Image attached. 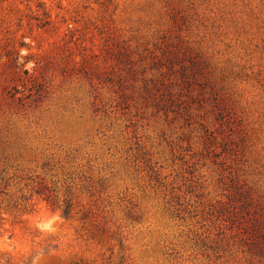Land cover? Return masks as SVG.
<instances>
[{
    "label": "rangeland",
    "instance_id": "obj_1",
    "mask_svg": "<svg viewBox=\"0 0 264 264\" xmlns=\"http://www.w3.org/2000/svg\"><path fill=\"white\" fill-rule=\"evenodd\" d=\"M0 264H264V0H0Z\"/></svg>",
    "mask_w": 264,
    "mask_h": 264
},
{
    "label": "trees",
    "instance_id": "obj_2",
    "mask_svg": "<svg viewBox=\"0 0 264 264\" xmlns=\"http://www.w3.org/2000/svg\"><path fill=\"white\" fill-rule=\"evenodd\" d=\"M16 64H17V62H15V65H16ZM46 199H48V198H46ZM69 212H70L69 205H67V206L65 207V209L63 210V213H64L65 215H68Z\"/></svg>",
    "mask_w": 264,
    "mask_h": 264
}]
</instances>
